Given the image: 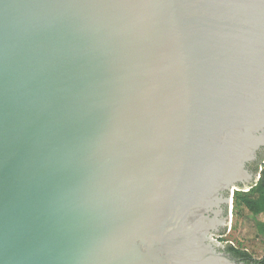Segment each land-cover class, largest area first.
Instances as JSON below:
<instances>
[{"label": "water", "instance_id": "1", "mask_svg": "<svg viewBox=\"0 0 264 264\" xmlns=\"http://www.w3.org/2000/svg\"><path fill=\"white\" fill-rule=\"evenodd\" d=\"M263 164L264 0H0V264H244Z\"/></svg>", "mask_w": 264, "mask_h": 264}, {"label": "trees", "instance_id": "2", "mask_svg": "<svg viewBox=\"0 0 264 264\" xmlns=\"http://www.w3.org/2000/svg\"><path fill=\"white\" fill-rule=\"evenodd\" d=\"M233 213L236 216L247 210L255 220L257 236L264 239V164L261 178L256 186L247 192L236 191L234 194ZM228 253L234 258L242 260L245 264H264V256L260 259L236 246H229Z\"/></svg>", "mask_w": 264, "mask_h": 264}, {"label": "rangeland", "instance_id": "3", "mask_svg": "<svg viewBox=\"0 0 264 264\" xmlns=\"http://www.w3.org/2000/svg\"><path fill=\"white\" fill-rule=\"evenodd\" d=\"M213 239L220 244L229 242L233 246L245 249L256 259L264 256V239L257 236L255 220L247 210H243L239 216L233 213L227 233L221 238Z\"/></svg>", "mask_w": 264, "mask_h": 264}, {"label": "flooded vegetation", "instance_id": "4", "mask_svg": "<svg viewBox=\"0 0 264 264\" xmlns=\"http://www.w3.org/2000/svg\"><path fill=\"white\" fill-rule=\"evenodd\" d=\"M259 168V166H258V164L257 163H255V164H253L252 166H251V170L254 172V173H256L257 172V169ZM228 249H229V247L227 246L226 247V249H225V252L226 253H228ZM228 254H230V253H228ZM231 255V254H230ZM232 256V255H231ZM233 257V256H232ZM234 258V257H233ZM234 259H236V258H234ZM237 261H239V262H242V263H244L242 260H240V259H236ZM245 264V263H244Z\"/></svg>", "mask_w": 264, "mask_h": 264}]
</instances>
